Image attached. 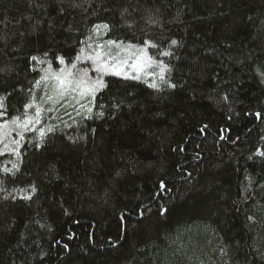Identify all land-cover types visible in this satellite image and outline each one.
Segmentation results:
<instances>
[{
	"label": "trees",
	"instance_id": "16d2710c",
	"mask_svg": "<svg viewBox=\"0 0 264 264\" xmlns=\"http://www.w3.org/2000/svg\"><path fill=\"white\" fill-rule=\"evenodd\" d=\"M91 4L86 13L62 15L56 0H0V32L8 37L0 68L9 69L0 73V94L11 93L0 109L10 133L0 149L19 140L20 152L0 155V264H264V157L256 154L264 151V118L255 116H264V83L255 72L264 65V0ZM125 7L137 9L127 18L131 28L121 18ZM146 9L159 25L145 23ZM105 23L110 31H91ZM109 39L156 43L148 55L171 68L166 77L177 87L147 74L105 75L91 118L80 105L48 101L53 81L42 77ZM76 63L97 77L90 60ZM154 80L158 89L148 87ZM27 103L41 114L24 130L10 122L23 120ZM12 163L20 171L3 172ZM161 179L169 188L162 194ZM29 184L37 192L24 201L16 190Z\"/></svg>",
	"mask_w": 264,
	"mask_h": 264
},
{
	"label": "snow or ice",
	"instance_id": "6c2138e0",
	"mask_svg": "<svg viewBox=\"0 0 264 264\" xmlns=\"http://www.w3.org/2000/svg\"><path fill=\"white\" fill-rule=\"evenodd\" d=\"M58 11L60 14L68 13L72 10H79L81 12L86 13L89 8H91V0H56ZM39 6V5H37ZM137 11V9L133 8L132 11H129V7H125L121 10V18L125 21L127 27L131 28L132 24L128 23L127 18L132 15V12ZM146 18L145 23L150 26H157L161 23L159 17L153 13L152 9H146ZM159 10H157L158 12ZM101 29H104L106 32L110 31V25L105 24H96L93 25L92 32L99 33ZM35 31V27L33 29ZM7 34L0 32V43H4L5 47H7ZM91 39V36L88 38ZM83 43V42H82ZM172 46H177L179 42L175 39L170 41ZM91 47V45H88ZM158 48L159 46L146 39L143 42V46L137 47L136 45L129 44L127 46L123 45L121 41L109 39L104 44H98L96 49L92 54H89L87 57H84V49L80 50V53L75 57L74 61L67 67H62L58 71L51 72L50 75L42 77L43 80L51 79L53 81L52 85V95L47 96V100L53 102V104L60 103V101H65L67 106H71L69 101H74L76 104L80 105V108H84L88 113V118H91L93 113L92 105H95L97 102V93L107 87L103 76L105 75H113L116 77H122L125 80H140L142 74L158 76L159 81L163 84H166L169 89H175L177 87L176 83L171 82L166 77V73L171 71V68L164 64L162 61L154 60L151 56L148 55L147 48ZM162 56H171L173 55L170 51H162L159 53ZM45 57L49 55L48 52L43 54ZM88 59L94 65L93 71L98 75L95 79L89 76L88 68L79 69L76 61H81L82 59ZM32 61L43 63V60L36 55L30 57ZM56 61L60 65H65V59L62 56H57ZM155 65L159 68V73L148 72L146 70L151 69ZM131 69V74L126 69ZM49 69H51V64H49ZM9 69L0 68V73L7 72ZM255 72L257 76L260 78L261 83H264V65H260L255 68ZM147 82V81H145ZM40 81H37L39 84ZM148 87L152 89H158L159 85L155 82L148 83ZM11 95V93H7L6 95L0 94V109L4 108V102L7 99V96ZM195 99V97H193ZM225 101L227 100V96L223 98ZM82 100L87 102V106L81 103ZM121 102L114 101L111 105L113 109L119 110ZM35 107V116L31 117L27 114V109H31ZM100 109H104L105 105L100 103L98 105ZM25 113H23V120L21 121V117H12L11 124L16 125L18 128H22L24 130L28 129L30 124L38 123L41 108L39 106L34 105L33 103H27L24 105ZM51 110V109H49ZM231 111V109H230ZM77 114L80 112L77 110ZM4 115L3 112H0V116ZM97 118H102L105 116V112L103 110L97 112L95 114ZM257 119H262L264 116L260 112L255 114ZM8 127L7 124H0V140L3 139L4 136L9 135V132L3 131ZM208 128V125H203L201 131H205ZM48 132H53L55 129L53 127H49L47 129ZM20 138L23 139L22 134L18 133ZM45 136V132L43 129L40 130L41 142ZM221 140L225 139L223 135L220 137ZM11 145H16V147H10ZM41 144L37 143L35 145L36 148H40ZM181 151L183 149H180ZM5 151H9L16 155L17 158L20 156L19 152V140H11L9 143L4 144L3 149H0V155H3ZM257 155L264 157V151L257 150ZM251 159V157H249ZM20 167L18 163H12L11 168H4L3 172L12 173L19 172ZM264 188V186H261ZM5 191L2 187H0V192ZM16 191L24 193L20 196V199L24 201H31L33 196L37 192V187L34 184H29V188L26 191L23 188L17 189ZM169 191L168 185L166 182L161 179L159 181L158 192L164 193ZM11 198L15 200L17 197L15 194H10ZM8 197L6 196L5 199ZM140 207H144V205H140ZM162 209L161 215L164 214ZM143 215V213H140ZM125 217L122 216L121 220H124ZM249 221H252L254 217L249 216ZM67 248V245H65ZM220 251L226 256L227 251L224 248H221ZM43 258V257H42Z\"/></svg>",
	"mask_w": 264,
	"mask_h": 264
},
{
	"label": "rangeland",
	"instance_id": "374dc122",
	"mask_svg": "<svg viewBox=\"0 0 264 264\" xmlns=\"http://www.w3.org/2000/svg\"><path fill=\"white\" fill-rule=\"evenodd\" d=\"M126 70L129 71L130 73H132L130 68H129V69H126ZM51 90H52V89H51ZM52 94H53V93H52ZM84 101H85V100H82L81 103H83ZM64 103H65V102H64ZM70 104H71V105H79V104H76L74 101H70Z\"/></svg>",
	"mask_w": 264,
	"mask_h": 264
}]
</instances>
